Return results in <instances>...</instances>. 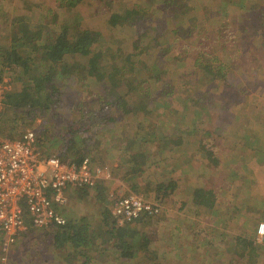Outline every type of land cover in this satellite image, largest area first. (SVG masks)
Returning a JSON list of instances; mask_svg holds the SVG:
<instances>
[{
    "label": "rangeland",
    "instance_id": "374dc122",
    "mask_svg": "<svg viewBox=\"0 0 264 264\" xmlns=\"http://www.w3.org/2000/svg\"><path fill=\"white\" fill-rule=\"evenodd\" d=\"M33 4L45 12L49 21L58 11L55 0H0V5L5 6L7 11L11 7L20 13L33 9ZM77 9L79 12L74 18L67 15H57V18L73 23L81 15V18L89 21H82L83 28L101 32L100 44L104 50L114 47L116 51L117 47H122L131 52V41L136 39V32L147 30L150 35H155L167 31L166 38L161 39L160 44L161 49L165 48L166 51L161 50L158 54L162 61L160 67L151 70L153 77L161 74L160 81L166 83L157 92L161 109H155L142 124L157 136L165 133V129L185 128L184 136L189 137L186 145H190L191 149H186L187 152L179 156V160H171L168 165L149 167L144 181L135 177L124 183L115 180H112V184L107 182L103 186L106 190H102L107 201H101V196L96 200L99 193L97 188L90 189V195L82 198L74 193H80L84 188L77 191L68 189L69 204L61 210L63 214L69 220L88 216L92 221V231V224L96 226L100 223L98 217L102 206L109 205L112 212L116 196L136 193L151 200L142 191L146 183L157 178L177 179L179 188L176 194L162 204L163 213L146 226L149 231L164 232L157 233L160 240L159 243L157 241V249L170 254L173 252L172 243H175L178 254L185 257L178 261L176 255L168 256V260L173 264H203V260H206V264H264V247L259 249V256H251L248 252L243 257H240L241 254L232 255L227 250L230 247L228 243L236 234L230 233L231 230L225 236L222 234L223 229L228 233L224 218L231 217L233 222L239 221L244 225V228L235 227V231L250 233L256 228L255 237L264 244V234L261 238L257 235L260 225L264 223V0H83ZM110 13H121L130 18L129 23L132 24L122 25L115 32L105 26ZM3 24L4 20H0V25ZM148 41L146 37L145 43ZM145 55L143 53L141 57L146 60ZM137 63H127L128 69L133 71ZM161 70L165 72L161 73ZM9 77H13L12 91L21 92L23 82L16 81L14 73ZM72 87V99L81 97L93 102V95L97 91L77 94V84L73 83ZM92 87L89 84V88ZM142 90L146 92L147 85L142 84ZM75 104L70 101L66 105L69 109L60 113L54 110L56 112L51 111L47 117L39 116L36 119L34 126L37 129L42 131L45 126L49 129L46 137L42 138V147L48 154L59 155L63 152L65 140L57 135L63 124H73L81 115V110ZM105 108L106 111L111 110L113 115H119L118 111L122 110L110 106ZM134 124L133 120L124 119L106 129L92 128L94 134H87L89 141L86 144L89 146H85L81 140V143L78 142L85 148H82L85 153H90L94 164L122 180V172L117 169L122 161L119 148L129 150L127 147L130 132L136 127ZM203 128L215 132L213 140L218 143L216 155L220 159V164L215 168L209 166L205 156L199 152L198 143L203 136ZM144 131L136 134L137 140H134L132 150L125 154L145 149L153 157L162 154L154 143L144 142L142 145ZM183 146L176 151L183 153ZM113 185L115 188H112ZM201 185L217 192V213L209 211L207 214L205 209H197L193 204V189ZM112 189L113 196L110 195ZM115 189L117 192L114 193ZM174 199L178 200L177 204L173 203ZM183 201L188 203L189 210L197 209L195 213H180L177 208ZM34 229L30 228L13 245L10 252L12 264L61 263V256L67 250H52L53 228H48L50 235L46 229ZM172 230L176 236L172 235ZM223 242L225 247L221 248ZM210 247H214L212 252L216 255L213 257L206 255ZM231 257L233 261L237 260L236 263L231 262ZM34 258L40 263H35ZM253 258L256 262L250 263ZM144 261L143 264H153L149 260Z\"/></svg>",
    "mask_w": 264,
    "mask_h": 264
},
{
    "label": "trees",
    "instance_id": "16d2710c",
    "mask_svg": "<svg viewBox=\"0 0 264 264\" xmlns=\"http://www.w3.org/2000/svg\"><path fill=\"white\" fill-rule=\"evenodd\" d=\"M55 1L58 11L57 13L53 11L54 15L50 21L45 12L36 7V4L32 5L33 9L25 10L23 13L11 7L7 11L5 6L0 5V20H4L3 26L0 25V82L14 73L16 81L20 80L24 84L21 92L10 90L6 97L5 106L0 112V137L16 138L34 129L37 135L39 132L38 137L42 146V138L46 137L49 129L46 126L42 127V131L37 129L34 126L36 119L39 116L47 117L51 111L63 112L69 109L66 106L68 102L74 101L75 104L78 101L75 107L81 110V115L73 121V124H63L57 135L65 140L63 152L59 154L62 159L81 162L85 157L90 158V153H85L83 150L85 148L80 144L83 141L85 146H89L86 144L89 141L87 134H94V130L106 129L114 123L129 119L135 122L136 127L130 132L131 138L127 147L129 150L119 148L122 161L117 169L119 168L122 172V180L140 177L144 181V175L149 167L168 165L171 160H179V156L187 152L186 149L189 147L191 149L190 145H186L189 137L184 136L185 128L165 129V133L157 136L142 124L155 109H161L157 92L165 87L166 83L160 81L161 74L153 77L151 70L160 67L162 61L158 54L161 50L166 51L165 48L161 49L160 44H162L161 39L166 38L167 31L163 30L162 33L155 35H150L147 30L136 32V39L131 41L133 51L127 52L122 47H117L115 51L114 47H108L107 52V49L104 50L100 44L101 32L83 28L82 21L87 23L89 21L81 18V15L80 18L74 19L73 23L62 22L57 18V15H67L71 18L77 15L79 12L77 7L83 0ZM106 19L105 26L114 29L115 32L120 30L122 25L127 26L130 20L121 13H110ZM146 37L149 39L147 43H145ZM143 53L146 54V60L141 57ZM141 59H143L142 62L139 61ZM135 61L138 62L135 69L129 70L127 63ZM164 72L161 70V73ZM73 83L77 84V94L84 91L90 93L93 90L97 91L93 95V102H88L81 97L72 99L73 94L70 92L74 89ZM89 84L93 85V89L89 88ZM142 84L147 85L146 92H143ZM95 96L96 101H94ZM107 106L122 110L118 111L119 115H113L110 113L111 110L106 111ZM116 128H119L118 125ZM144 130L146 133L141 137L142 145L144 142L154 143L158 149L162 150V154L153 157L147 149L139 150V153L125 154L132 150L134 140H137L136 134ZM18 132L20 134H17ZM202 133L203 136L198 143L199 152L205 156L207 164L215 168L220 164V159L216 155L218 143L213 140L215 132L203 128ZM180 146L184 148L183 153L176 151ZM94 166L97 165L94 164ZM107 182L98 184L99 193L96 200H99L101 196V201H107L102 191L106 190L103 186L107 185ZM178 188L177 179L157 178L149 181L142 191L152 198L151 201L160 205V213L156 215L143 213L121 225L118 224L111 212V207L107 204L101 208V214L98 217L100 223L96 226L92 224L93 232L90 230L92 221L88 216L74 220L67 218V225L52 227L51 239L54 242L52 250L54 252L67 250V253L61 256L65 261L62 264H143L144 260H149L153 264H173L167 257L175 255L178 261H182L185 257L178 254L174 248L175 243H172L173 252L170 254L157 249V241L160 242L157 239V233L164 232L149 231L146 227L152 224V219L163 213L162 204L168 202ZM80 191V198L90 195L89 188ZM192 202L196 206L216 210V213L219 211L217 192L206 185L196 186L193 189ZM173 203L177 204L178 200L174 199ZM187 204L183 201L177 210L182 214L195 213V209L189 210ZM231 219V217L224 218L225 229H228V233L222 230L224 236L229 234V230L232 234L239 232L234 230L236 223ZM46 230L50 235L49 229ZM256 231L255 228L254 232L234 234L235 237H232L231 242L228 243L229 253L236 256L241 254L240 257H243L246 252L251 256H259L258 251L264 247V244L257 241ZM172 233L176 236L174 230ZM207 246H210V243H207ZM11 250L13 246L10 252ZM255 258L250 260V263H255ZM236 261H233L231 257L232 263ZM38 262L36 259L35 263ZM202 262L206 264V260Z\"/></svg>",
    "mask_w": 264,
    "mask_h": 264
},
{
    "label": "built area",
    "instance_id": "2783aa9c",
    "mask_svg": "<svg viewBox=\"0 0 264 264\" xmlns=\"http://www.w3.org/2000/svg\"><path fill=\"white\" fill-rule=\"evenodd\" d=\"M11 83L10 77L0 82V112L12 90ZM107 181L112 184L111 173L94 166L89 157L74 162L48 154L34 130L16 138L0 137L1 263L12 264L10 249L30 228L67 225L68 219L61 210L69 204L68 189L97 188L100 182ZM160 211L157 202L136 193L116 196L112 208L120 225L143 213L156 215ZM263 234L264 223L259 227L258 238Z\"/></svg>",
    "mask_w": 264,
    "mask_h": 264
},
{
    "label": "crops",
    "instance_id": "0c3cea01",
    "mask_svg": "<svg viewBox=\"0 0 264 264\" xmlns=\"http://www.w3.org/2000/svg\"><path fill=\"white\" fill-rule=\"evenodd\" d=\"M112 180H115V181H118L119 183H124V180L122 181L120 178H117L116 179V177H114L113 175H112ZM112 188H115V185H113V187ZM111 191H113V189L111 190ZM114 192H117V189H115L114 190ZM75 195H77L78 197H79V194L80 193H74ZM217 196H218V194H217ZM198 207H199V209L200 210H202V209H205V211L204 212H206L207 214L209 213V211L210 212H212L213 211V213L212 214H214V213H216V210H210V209H207V208H205V207H202V206H198L197 205V209H198ZM197 209H195V211L197 210ZM197 213V212H196ZM206 213H203L204 215H206ZM218 217H219V219H221L220 218V215H217ZM237 223H239V221L238 222H236V228H238V226H240V228L242 227V228H244V225L243 224H240L239 223V225H237ZM216 225V224H215ZM242 225V226H241ZM228 230V229H227ZM235 234L236 235H239V232H235ZM223 241V240H222ZM221 241V242H222ZM222 246H224V242L222 243V245H220V247L222 248ZM213 248L214 247H211V248H209V249H207V253H206V255H210L211 257H213V256H215V255H213L214 253L212 252V250H213ZM59 262V260L57 261V263ZM50 262H47L46 264H49ZM63 263V261L61 262V263H59V264H62Z\"/></svg>",
    "mask_w": 264,
    "mask_h": 264
}]
</instances>
